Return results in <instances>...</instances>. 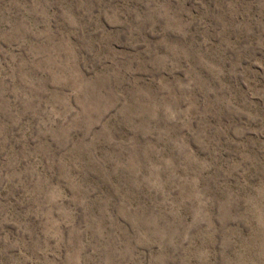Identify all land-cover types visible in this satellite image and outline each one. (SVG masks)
<instances>
[{
    "label": "rangeland",
    "instance_id": "obj_1",
    "mask_svg": "<svg viewBox=\"0 0 264 264\" xmlns=\"http://www.w3.org/2000/svg\"><path fill=\"white\" fill-rule=\"evenodd\" d=\"M0 264H264V0H0Z\"/></svg>",
    "mask_w": 264,
    "mask_h": 264
}]
</instances>
